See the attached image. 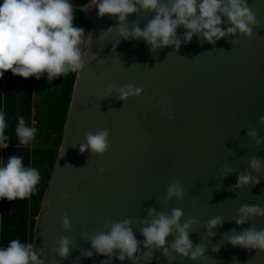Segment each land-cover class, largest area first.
<instances>
[{"label":"water","instance_id":"1","mask_svg":"<svg viewBox=\"0 0 264 264\" xmlns=\"http://www.w3.org/2000/svg\"><path fill=\"white\" fill-rule=\"evenodd\" d=\"M85 4L82 28L90 23L92 30L35 217L31 246L37 259L43 264H264V251L229 242L245 230L264 229V215L236 222L241 206L264 209V0H246L256 21L249 25L251 35L238 30L210 43L197 33L185 42L187 30L180 26L179 48L154 50L143 38L125 39L116 16L98 17L96 6ZM154 15L141 9L123 23L129 30L136 24L143 29ZM227 19L222 15L220 27L232 26ZM128 85L139 92L122 99L120 89ZM103 130L108 147L95 152L87 147V136ZM253 159L260 161L259 169L250 166ZM245 174L258 183L238 187ZM173 184L180 187L179 197L168 196ZM174 209L183 213L181 226L190 224L193 249L187 256L172 247L179 235L175 226L165 245L144 244L142 229ZM217 216L221 223L210 229ZM125 220L139 242L133 258L118 259V249L111 256L98 253L92 239ZM65 238L68 253L61 257L57 249ZM197 246L204 251L193 259ZM89 250L92 255H85Z\"/></svg>","mask_w":264,"mask_h":264},{"label":"clouds","instance_id":"2","mask_svg":"<svg viewBox=\"0 0 264 264\" xmlns=\"http://www.w3.org/2000/svg\"><path fill=\"white\" fill-rule=\"evenodd\" d=\"M95 5L97 16L105 14L116 16L120 22L119 33L125 38H143L154 50L157 47L174 45L180 47L177 28L183 26L187 31L183 34L184 41H191L193 35L201 33L210 43L227 34L241 33L251 35L250 24L255 23L254 13L246 6V0H171V4L162 0H88L85 7ZM153 11L154 17L141 29L138 24L129 30L123 22L130 14L139 10ZM222 15L226 16L231 27H220ZM76 9L71 0H0V78L11 70L13 75L37 79L47 73L49 80L54 77L78 72L84 64L82 37L84 29L75 25ZM139 89L128 85L120 89L121 98L138 93ZM6 113L0 111V149L8 147ZM264 119V118H262ZM20 144L27 145L35 139L37 129L25 125L23 116L17 117L15 128ZM254 134V133H251ZM108 131L89 133L88 145L93 151L103 153L108 147ZM259 142V141H257ZM85 146H81V151ZM253 169H259L260 161L250 162ZM41 177L34 167H25L22 157L11 155L7 159L0 158V199H24L36 190ZM258 180L251 175L238 177L237 186L246 185ZM181 195L178 184L168 189V196ZM242 214L237 223H244L250 215H264V209L258 206H241ZM150 214L155 209L149 210ZM180 209H174L171 216L160 214L158 218L142 229L144 244L157 247L166 243V237L172 232L173 226L179 235L172 247L183 255H189L193 249L189 239V223L181 226L178 221L182 216ZM125 220L112 225L108 233H101L92 239V247L100 254L111 256L119 250L118 259L133 258L138 250V240ZM221 223L219 216L211 219L208 227L215 228ZM65 227L68 220H64ZM233 246L256 248L264 251V229H248L241 234L229 237ZM61 257L68 253V240L63 239L57 249ZM204 249L197 246L191 251L194 259L203 254ZM91 256L92 252L86 251ZM43 264L37 259L30 244H22L18 239L11 240L7 246L0 247V264Z\"/></svg>","mask_w":264,"mask_h":264},{"label":"trees","instance_id":"3","mask_svg":"<svg viewBox=\"0 0 264 264\" xmlns=\"http://www.w3.org/2000/svg\"><path fill=\"white\" fill-rule=\"evenodd\" d=\"M87 1L71 0L76 9L74 24L81 28L80 6ZM75 73L49 80L45 72L39 79L34 75L25 79L8 70L0 78V111L6 113L4 134L8 137V147L0 149V158L22 157L24 166L36 168L41 177L30 196L0 199V247L7 246L13 239L25 245L32 243L35 217L61 142ZM19 116L24 117L26 126L37 129L35 139L27 145L20 144L15 132Z\"/></svg>","mask_w":264,"mask_h":264},{"label":"bare ground","instance_id":"4","mask_svg":"<svg viewBox=\"0 0 264 264\" xmlns=\"http://www.w3.org/2000/svg\"><path fill=\"white\" fill-rule=\"evenodd\" d=\"M91 30H92V25L89 23L87 24V27L85 28V31H84V35L82 37V47L85 46L87 42V38L89 37Z\"/></svg>","mask_w":264,"mask_h":264},{"label":"rangeland","instance_id":"5","mask_svg":"<svg viewBox=\"0 0 264 264\" xmlns=\"http://www.w3.org/2000/svg\"><path fill=\"white\" fill-rule=\"evenodd\" d=\"M38 140H40L39 138L36 140V142H38Z\"/></svg>","mask_w":264,"mask_h":264},{"label":"built area","instance_id":"6","mask_svg":"<svg viewBox=\"0 0 264 264\" xmlns=\"http://www.w3.org/2000/svg\"><path fill=\"white\" fill-rule=\"evenodd\" d=\"M35 76V75H34Z\"/></svg>","mask_w":264,"mask_h":264}]
</instances>
